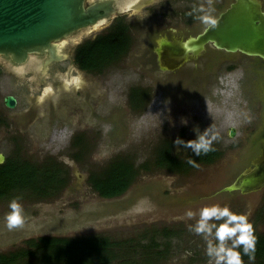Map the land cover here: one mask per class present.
<instances>
[{
	"label": "rangeland",
	"instance_id": "374dc122",
	"mask_svg": "<svg viewBox=\"0 0 264 264\" xmlns=\"http://www.w3.org/2000/svg\"><path fill=\"white\" fill-rule=\"evenodd\" d=\"M202 3L207 7L206 0L200 5ZM215 9L214 14L218 11L217 7ZM85 39L83 35L79 42ZM67 50L70 51L69 48ZM135 62L133 67L136 69ZM66 65L64 62L58 66L63 73L60 82L55 84L51 78L45 85L51 86L52 94H57V87L60 86L71 96V101L64 103L66 110L57 109L51 118L40 121V116L44 114L41 106H45V98L38 104L41 109L38 108L36 121H31L34 114L30 106L33 99L41 97L42 87L39 83L31 82L29 75H23V78L21 74H17V77L12 75L6 69L8 65L0 59V155L4 157V162L10 157L19 156L33 163H42L48 157H54L64 164L68 178L64 189L48 198H38L28 191L13 193L0 200V254L32 250L29 241L42 237L80 238L88 235L106 237L122 244L114 248L117 258L113 264H209L206 241L190 231L189 226L196 223L201 208L216 204L228 206L237 214L247 215L256 233L260 224L263 230L264 192L246 196L240 193L218 194L255 158V150L244 143L242 130L236 137L227 136L232 125L239 131L240 121L250 115L248 96L243 98L241 91L230 85L226 87L228 98L216 99L203 118H195L191 112V109H196L194 104L188 100L184 104L185 101L179 96L171 108L166 90L158 85L152 104L150 99L145 111L137 115L136 111L130 109L127 95L129 88L143 78L134 68H126L125 72L120 71L117 75L112 73L106 85L113 91L107 96L102 76L78 72L64 76ZM77 76L82 77L81 87L77 89L73 86L71 90H66L64 80ZM146 77L150 83L151 76ZM87 86L89 89H85ZM89 90L96 96L92 100L98 103L91 108L88 106L85 114L74 113L75 102L83 107L86 104L84 97ZM8 95L18 100L14 109L5 107L4 99ZM170 118L172 122L168 123ZM51 124L56 127L53 136L48 134ZM184 127L196 132V136L211 128V134L217 137L213 143L224 141L220 158L213 164H201L186 175L161 169L141 170L132 187L113 199L100 197L90 186L89 172L104 168L122 156L131 158L137 167L153 161L156 148L168 140L175 143L178 137L176 132ZM73 130L84 137L81 161L75 160L71 150ZM191 135L194 136V133ZM13 198H19L27 220L23 228L10 231L6 215ZM188 210L197 213L196 217L189 219L186 216ZM164 228L176 232L178 238L172 242L171 253L158 259L157 255L152 254L157 249H150L149 244L157 243V234ZM160 240L161 243L169 241L168 238ZM26 264L48 263L34 255L29 257ZM247 264H250L249 260Z\"/></svg>",
	"mask_w": 264,
	"mask_h": 264
},
{
	"label": "flooded vegetation",
	"instance_id": "af4514ba",
	"mask_svg": "<svg viewBox=\"0 0 264 264\" xmlns=\"http://www.w3.org/2000/svg\"><path fill=\"white\" fill-rule=\"evenodd\" d=\"M101 1L107 6V12H101L103 18L96 26L81 33V36L85 35L86 39L84 42L71 43L69 45L70 51L68 50V53L70 56L67 60L52 63L44 73L42 67L45 63V57L39 56L38 59L29 62L25 66V70L19 73V71L15 70L18 66L11 59L1 58L3 64L8 65L6 69H9L15 77H17V74H21V78H23V75H29L31 82L39 83L42 87V92L39 94L40 97L44 95L45 89L48 88L45 86L47 80L53 78L55 84L62 80L61 75L63 73L60 72L61 69L58 66L65 62L67 65L64 76L69 77L74 72L86 73L88 76H102L105 94L109 96L113 89H110L109 85L106 84H109L112 73L115 72L114 74L117 75L120 74V71L125 72L126 68H134L133 62L136 61L134 64H137V68H134V70L138 71L137 74L139 76L143 75V78L128 90V104L131 110L133 109L131 108L129 95L133 88L150 91L152 104V100L157 96L156 91L159 89L157 86L161 85L166 90L167 100L171 104V108L173 103L181 96V100L185 101L184 104H187L188 100L195 105L196 109H191V112L195 114V118H203V115L209 112V108H211L216 99L221 100L227 97L226 87L233 85L234 89L241 91L243 98L248 96L250 115L240 121L239 131L232 125L227 131V136L231 137L232 128L235 129L234 137L238 136L240 130H242L241 135L243 140H245V145L249 144V147L256 152L252 163L244 172L239 173L235 180L240 175L253 171L258 165H264V61L244 54H229L222 50L218 51L211 45L206 47L205 52L197 56L192 53L187 54L185 50L181 49L184 42L191 37H196L197 34L205 29L197 18L201 13L194 11V9L200 7V2L204 0H87L85 7ZM233 1L214 0V7L218 8L217 13L214 15L219 17V14L229 7ZM262 2L264 3V0ZM104 36H111V42L116 46L113 51L114 56L110 58V64L106 65L104 63L105 66L99 69L83 70L76 60L78 48L86 42L95 41L99 37ZM247 59L251 61L247 62ZM148 75L151 76L150 83H148L149 80L146 77ZM231 75L233 77L229 79ZM85 89H89V87L87 86ZM70 97L60 86L57 87V94H48L43 102L45 106H41L44 114L40 116V121L51 118L57 109L63 108L66 110L67 105L64 103L68 104L71 101ZM92 97L96 96L92 95L89 90L84 97L86 98L84 102L86 104L83 107H79L77 102H75L74 108L76 109L74 113L84 112L85 114L88 111V106L97 104L98 101H93ZM33 101L30 110L34 114V120L31 121H36L35 117L38 114V108L41 109V107H38L39 99H33ZM171 108H169L170 111ZM256 108L257 110H255ZM133 111L135 112V110ZM170 111L167 116H169ZM136 114L138 115V112ZM52 120H55V118L52 117ZM31 121H28V124H31ZM167 121L168 123L172 122L171 118L170 121ZM55 132L56 127L51 124L48 134L53 136ZM190 132L194 133V136ZM195 133L188 127L176 132L178 137L182 136L179 138L186 142L197 139L198 136ZM72 134L73 137L80 135L74 130ZM189 134L191 137H189ZM168 142L172 144L175 153L189 154L192 152L191 149H186L183 146H179L180 150L173 141L168 140ZM223 143L224 141H219L216 144L214 142L212 147L214 150L221 152L220 148L222 149ZM260 192H264V187L245 194L241 192L233 193H240L246 196ZM218 194L220 193L218 192ZM262 209L264 211V208ZM263 220L264 212L262 214ZM260 225L257 228L259 232L255 233L258 236L264 235V228L262 230ZM163 230H166L168 234L170 233L169 241L166 240L164 244L171 248L172 242L178 238V235L176 232L165 228L160 231L163 232ZM164 239L167 238L164 237ZM239 250L242 252V248ZM243 259L245 264H247L248 256L247 258L243 257ZM262 262H264L263 257H256L255 264H262Z\"/></svg>",
	"mask_w": 264,
	"mask_h": 264
},
{
	"label": "trees",
	"instance_id": "16d2710c",
	"mask_svg": "<svg viewBox=\"0 0 264 264\" xmlns=\"http://www.w3.org/2000/svg\"><path fill=\"white\" fill-rule=\"evenodd\" d=\"M116 46L111 42V36L99 37L95 41L86 42L77 50V64L84 70L99 69L104 63L110 64ZM131 108L138 113L148 106L150 91L133 88L130 95ZM84 137L76 135L71 141L73 157L81 161L83 155L81 145ZM221 156V152L212 150L209 153L196 156L175 153L170 142L158 146L153 154V161L140 164L137 167L129 157H117L104 168L89 172L88 182L92 189L105 199H113L125 194L142 171L165 170L169 173L186 175L199 167L200 164H213ZM189 158L196 161L189 164ZM63 163L54 157H48L45 162L33 163L20 158L10 157L0 164V200L10 197L13 193L30 192L38 198H48L61 191L67 185L66 172ZM166 230L157 234V243L152 242L149 248H156L158 259H163L170 251L160 238H168ZM255 257L264 258V235L258 236ZM32 250L23 249L9 254H0V264H26L29 257L38 256L48 264H113L117 258L114 248L122 244L113 242L106 237L85 236L80 238L42 237L30 240ZM153 250V249H152ZM151 250V251H152ZM243 255V250H242ZM247 258L246 255H243ZM263 261V260H262ZM264 262H262L263 264Z\"/></svg>",
	"mask_w": 264,
	"mask_h": 264
},
{
	"label": "water",
	"instance_id": "95a60500",
	"mask_svg": "<svg viewBox=\"0 0 264 264\" xmlns=\"http://www.w3.org/2000/svg\"><path fill=\"white\" fill-rule=\"evenodd\" d=\"M87 0H0V59H11L23 72L29 62L45 57L44 73L52 63L69 58L67 48L78 43L81 33L96 26L107 12L101 1L86 6ZM105 17V16H104ZM215 30L205 29L181 46L196 56L207 46L229 54H244L264 61V3L234 0L219 14ZM5 106L14 109L17 99L8 95ZM235 129L231 130V137ZM4 157L0 155V164ZM264 187V165L240 175L219 193L254 192Z\"/></svg>",
	"mask_w": 264,
	"mask_h": 264
},
{
	"label": "clouds",
	"instance_id": "9594fccd",
	"mask_svg": "<svg viewBox=\"0 0 264 264\" xmlns=\"http://www.w3.org/2000/svg\"><path fill=\"white\" fill-rule=\"evenodd\" d=\"M200 5L198 11L201 13L197 18L204 25L205 31L215 30L219 27L220 19L214 13V0H206ZM82 77L77 76L72 80L65 79L66 90H71L73 86L79 89L82 85ZM52 92L51 86L45 89L44 95L39 98L43 102L45 97ZM216 135L211 134V128L203 134H199L197 139L184 141L177 138L176 146H183L191 149L196 156L207 154L214 150L213 141ZM71 145V144H70ZM189 164L195 165L196 161L189 158ZM9 213L6 215L7 228L11 230L20 229L25 226L27 217L23 205L19 198H13L9 203ZM197 213L192 210L186 212L189 219L195 218ZM199 218L194 225L189 226V230L198 236H202L206 241V255L209 257V264H245L243 255L248 256L250 264H255V253L257 250L258 237L256 229L249 217L244 214L233 212L228 206L218 204L205 206L199 210ZM243 250V255L239 249Z\"/></svg>",
	"mask_w": 264,
	"mask_h": 264
}]
</instances>
